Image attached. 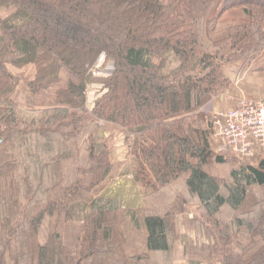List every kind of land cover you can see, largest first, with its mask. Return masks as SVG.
<instances>
[{"label":"trees","instance_id":"16d2710c","mask_svg":"<svg viewBox=\"0 0 264 264\" xmlns=\"http://www.w3.org/2000/svg\"><path fill=\"white\" fill-rule=\"evenodd\" d=\"M215 4L0 0V264H176L179 246L187 263L197 257L190 264H264V153L257 162L218 154L217 129L202 111L230 89L228 64L251 65L264 53V0H223L212 19ZM236 10L250 23L208 42L205 31ZM101 59L112 71L89 108L90 68ZM27 68L22 103L15 71ZM20 106L40 117L24 120ZM100 126L123 134L125 161L100 141ZM89 127L87 160L65 184ZM213 166H228V175ZM129 175L139 210L104 195ZM256 188L261 198L241 213ZM187 213L212 242L198 248L177 236L176 219ZM70 222H83L74 247L63 235ZM124 225L144 229L143 253L128 255ZM242 231L250 241L238 251Z\"/></svg>","mask_w":264,"mask_h":264},{"label":"rangeland","instance_id":"374dc122","mask_svg":"<svg viewBox=\"0 0 264 264\" xmlns=\"http://www.w3.org/2000/svg\"><path fill=\"white\" fill-rule=\"evenodd\" d=\"M219 3H220V0H217L216 4H215V8L212 11L213 14L211 15L210 18L213 19V18L218 16L217 5H219ZM208 26H209V24H208ZM233 26H236V25H233ZM233 26H231V27H233ZM231 27H229V28H231ZM228 29H227V31H228ZM262 55H264V53ZM111 71H112V63L107 62V61L102 60V59L99 60L98 62H96L95 65L90 68V72L92 73V81H91L89 89L87 91L88 107L89 108H92L95 100L99 96L102 95L103 90H104V83H105L106 79L108 78L109 74L111 73ZM15 72H16V74L21 75L22 82H23L20 86V89H19L18 100L22 103H25L27 100V95H28L25 85H26L27 80L32 76L33 70H32V68H27V69H24L21 71H15ZM227 92L228 91H226L224 94H221L220 96H218V97H221V99L224 100V102L225 101L229 102L228 100H225L226 97L230 96L229 93H227ZM20 114H21L22 118L24 120H27V121H29V120L31 121V120H34V119L40 117L39 112L29 111V110H27V108L25 106H20ZM207 114L211 118V112L207 113ZM99 128L101 129L102 134H104L103 138H101L100 141L103 144L106 143L110 147V149L112 150L114 160L125 161L126 152H127L126 148H125V142H124L125 137L120 132V130L115 129L111 126H105V127L100 126ZM92 130H93V127H89L83 132L81 139H80L81 140L80 141L81 157L77 160L69 162V164L67 166V178L64 182L65 184L70 185L71 183H73L74 180H76V168L78 166L84 165V163L86 162V160H87L86 147L88 145L89 135L91 134ZM211 142H212V144L216 145L214 139H212ZM251 162H257V160H251ZM251 162H248V163H251ZM210 170L212 173H215L218 176H222V177H226L229 173V167L228 166H213ZM129 176H131V175H129ZM122 180H124V179L117 178L115 180L114 185L112 187H110L109 190L105 191L104 195H106L108 197H116L120 201L121 206H125V205L128 206L129 204H131V202L133 204L135 203V205L137 206L138 204H136V203L138 200L136 199V195L138 196V191H137L136 185H134V183L132 182V177L127 178V181H130L129 183L125 182V184H124V183H122ZM123 186L125 188H123ZM177 189L181 190L182 188L179 186ZM261 191H262L261 189L256 188L255 190L251 191V193H249L247 200L240 207L241 213H247L253 209L255 203L261 198V194H262ZM61 196H62V188L60 187L56 191L54 198L59 199ZM225 212H226L225 214L227 216H231V214H232V212H230L228 210H226ZM185 215L190 217V221H191V214H189V213L182 214V215L178 216L176 221L178 219H180V217L185 216ZM82 224H83V222H81L80 224H77L76 222L68 223L66 226L72 225L74 227L73 231L72 230L68 231L66 227L64 228V233H63L64 241L69 246L74 247V245L76 244L77 236H78V233H79V230H80V227L82 226ZM127 225H129V224H127ZM124 226H125V229H122V231L124 232L125 240L128 238V240H126V251H127L128 255H136V254L143 253L144 251H140V249L136 250V248L140 247V246H137L138 242L141 241L144 244V238L140 237V231L136 230L135 228H132V226H126V225H124ZM46 233H47V222L45 220L43 222V225H42V228L40 231V241L41 242H43L45 240ZM205 233H206V230H205ZM206 236H207L206 244H209L212 241L208 237L207 233H206ZM178 237H180V236H178ZM249 241H250L249 234H247V232H245V231H242L241 232V238L238 242V248H237L238 251H244L246 249ZM127 242H129L128 245H127ZM144 245H143V247H144ZM193 246H196V245L193 244ZM179 247L175 253L176 264H190V263L198 260L197 257L194 256L196 258L188 260V262H190V263H187V261L183 259L184 258L183 248H179ZM199 247H201V246H199ZM253 250L254 249H248L247 254L248 255L251 254L253 252ZM161 260H163V258H159V261H161ZM86 264H90L89 261Z\"/></svg>","mask_w":264,"mask_h":264},{"label":"crops","instance_id":"0c3cea01","mask_svg":"<svg viewBox=\"0 0 264 264\" xmlns=\"http://www.w3.org/2000/svg\"><path fill=\"white\" fill-rule=\"evenodd\" d=\"M217 1V0H216ZM223 1L220 0L218 8V15L221 11ZM250 19L242 12V11H230L224 13L220 18L217 25V28L214 33H210L208 29L205 31V38L208 42H215L221 40L226 37L227 29L233 25H240V24H249ZM225 74L231 81V87L227 93L231 97L236 99H249V100H264V55L260 56L253 64L247 65L246 63L240 61L236 63H230L225 67ZM235 102V101H234ZM235 106L233 102H227L221 99V97L215 98L210 103L206 105L202 109L203 112L210 113L214 111L220 110H228L229 108ZM128 177L122 178V183L127 181ZM123 184V185H124ZM128 187V186H127ZM123 188H125L123 186ZM138 200L135 205L131 201V204L128 206H124L127 209H137L141 208V200L136 196ZM142 226V221L140 222ZM70 226V225H69ZM66 226L67 230H74V227L71 225L70 227ZM137 230V229H136ZM143 230V231H142ZM140 230V237L144 238V244L140 241L138 242L137 246H140L137 249L140 251H145L146 249V233L144 229ZM137 232V231H136ZM176 233L180 237H184L187 239V242L190 245L195 244L196 247L202 246L206 244L207 236L205 230L200 225H194L190 221V217L182 216L180 219L176 221ZM144 234V235H143ZM128 240V238L126 239ZM129 242H127V245ZM144 245V247H143ZM133 252V251H132Z\"/></svg>","mask_w":264,"mask_h":264},{"label":"built area","instance_id":"2783aa9c","mask_svg":"<svg viewBox=\"0 0 264 264\" xmlns=\"http://www.w3.org/2000/svg\"><path fill=\"white\" fill-rule=\"evenodd\" d=\"M225 100L235 103V106L211 112L212 122L217 129L214 136L217 153L222 156L235 155L248 161L256 160L264 153V100L231 96Z\"/></svg>","mask_w":264,"mask_h":264},{"label":"water","instance_id":"95a60500","mask_svg":"<svg viewBox=\"0 0 264 264\" xmlns=\"http://www.w3.org/2000/svg\"><path fill=\"white\" fill-rule=\"evenodd\" d=\"M2 140L0 139V144H1Z\"/></svg>","mask_w":264,"mask_h":264}]
</instances>
